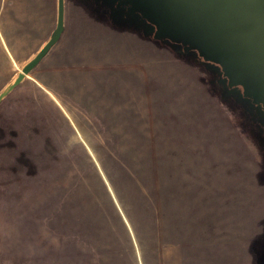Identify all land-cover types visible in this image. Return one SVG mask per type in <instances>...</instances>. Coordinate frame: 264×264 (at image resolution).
<instances>
[{
  "label": "rangeland",
  "instance_id": "1",
  "mask_svg": "<svg viewBox=\"0 0 264 264\" xmlns=\"http://www.w3.org/2000/svg\"><path fill=\"white\" fill-rule=\"evenodd\" d=\"M262 2L0 0V264H256Z\"/></svg>",
  "mask_w": 264,
  "mask_h": 264
},
{
  "label": "trees",
  "instance_id": "2",
  "mask_svg": "<svg viewBox=\"0 0 264 264\" xmlns=\"http://www.w3.org/2000/svg\"><path fill=\"white\" fill-rule=\"evenodd\" d=\"M138 1V0H137ZM144 1V5H145V3H148V2H150V3H153V10H154V8H158V7H156L157 5L159 6V8H162V6H167L168 7V10H170V8L172 7V4H171V0H143ZM247 1V0H246ZM249 1H251V0H248V2ZM255 1H260V2H262V0H255ZM264 1V0H263ZM242 3V2H241ZM262 3H264V2H262ZM134 6H135V3H134V5L133 6H126L127 7V9H133L134 8ZM171 12V11H170ZM240 21H237V23H234L235 24V27H234V31H237V30H239V31H242V30H244L245 31V33H246V31L250 28V24L248 25H244V24H240L239 23ZM251 23V22H250ZM252 24V26H255V25H253V23H251ZM238 28H237V27ZM251 26V27H252ZM239 31H238V33H239ZM239 42V41H238ZM237 51H242L241 49H237ZM238 53H240V52H238ZM250 59V63H251V58H249ZM248 59V60H249ZM260 59H261V57H260ZM259 59V57H258V61L260 60ZM247 60V61H248ZM257 61V62H258ZM262 61V60H261ZM256 62V64H257V66H258V71L260 70V65H259V63H257ZM263 65V69H262V73L260 72V74H261V81H262V86H261V90H260V92H259V100H260V102H262L263 103V106H264V64H262ZM263 115H264V113H263ZM256 120H258V119H256ZM262 120H260L259 122H261ZM115 214L117 215V213L115 212ZM118 216V215H117ZM255 249H256V253H257V255H258V258H256V264H264V247L262 246V243H260V242H257L256 244H255Z\"/></svg>",
  "mask_w": 264,
  "mask_h": 264
},
{
  "label": "crops",
  "instance_id": "3",
  "mask_svg": "<svg viewBox=\"0 0 264 264\" xmlns=\"http://www.w3.org/2000/svg\"><path fill=\"white\" fill-rule=\"evenodd\" d=\"M2 33H4V31ZM11 49L12 48L10 47V44L8 43L7 39L2 36L0 31V64H5L7 58H10V56L12 57V53L10 52ZM11 83L12 82L7 84V86L3 90L6 91Z\"/></svg>",
  "mask_w": 264,
  "mask_h": 264
},
{
  "label": "water",
  "instance_id": "4",
  "mask_svg": "<svg viewBox=\"0 0 264 264\" xmlns=\"http://www.w3.org/2000/svg\"><path fill=\"white\" fill-rule=\"evenodd\" d=\"M61 10H62V0H59V16L60 17H61ZM22 76H23L22 72L19 71L14 81L9 85L6 91L10 90L16 83H18V81H20Z\"/></svg>",
  "mask_w": 264,
  "mask_h": 264
}]
</instances>
